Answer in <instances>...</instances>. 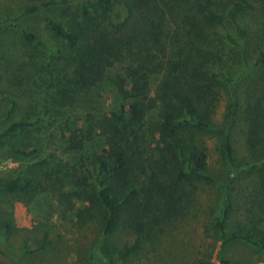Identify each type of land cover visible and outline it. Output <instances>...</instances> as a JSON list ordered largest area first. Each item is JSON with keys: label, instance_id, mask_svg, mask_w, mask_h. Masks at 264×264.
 I'll list each match as a JSON object with an SVG mask.
<instances>
[{"label": "trees", "instance_id": "16d2710c", "mask_svg": "<svg viewBox=\"0 0 264 264\" xmlns=\"http://www.w3.org/2000/svg\"><path fill=\"white\" fill-rule=\"evenodd\" d=\"M0 4V46L10 45L13 51L0 65V83L17 91L39 79L42 87L46 83L40 104L8 96L0 100V149L12 158H32L40 150L34 140H42L45 129L58 124L63 148L76 159L73 187L66 191L58 185L59 197L71 207L72 198L86 200L75 216L81 226L99 225L97 250L105 264H127L145 239L152 240L183 216L193 193L184 190L182 181L189 187L195 181L218 185L221 203L212 225L221 250L235 240L264 250L262 230H228L230 192L240 186L241 173L254 175L258 193L264 194V56L249 64L246 47L264 39V0ZM236 57L245 65L242 73L254 67L261 73L255 80L260 93L245 107L234 96L223 122L213 124L218 87L236 83L227 69ZM116 64H121L119 70ZM104 85L113 88L120 103L101 113L102 131L94 134L90 121L103 111L97 98ZM77 109L85 114L72 118ZM241 111L249 160L240 162L233 131ZM206 133L218 137L228 166L221 182L207 171ZM97 137L101 145L95 144ZM45 161H37L36 170ZM35 182L17 174L0 179V192L30 196ZM248 198V215L264 206V198ZM116 233L127 237L122 246L113 241ZM218 259L243 264L222 254ZM204 260L198 263L208 264ZM87 264H100L94 252Z\"/></svg>", "mask_w": 264, "mask_h": 264}, {"label": "rangeland", "instance_id": "374dc122", "mask_svg": "<svg viewBox=\"0 0 264 264\" xmlns=\"http://www.w3.org/2000/svg\"><path fill=\"white\" fill-rule=\"evenodd\" d=\"M257 40L253 41V46H246L249 64L258 56H264V39ZM222 50L228 54V47L224 46ZM12 53L10 45H1L0 65H4V59L9 58ZM120 66L121 64H116L115 69L119 70ZM227 69L236 83L230 86L225 81L218 87L216 106L211 115L213 124L223 122L226 108L234 96L240 106L245 107L247 101L256 99L260 93L256 90L255 80L261 73L258 74L255 67L242 73L245 65L241 58L236 57V60L229 62ZM31 83L22 86L20 91L8 89L4 83H0V100L8 96L40 104L46 83L44 87L42 79ZM28 91L32 92L28 94ZM99 94L98 104L103 106V111L95 113L90 121V129L94 134L102 131L103 125L99 120L101 113L118 108L120 103L111 86L104 85ZM84 114L80 109L70 113L72 118H81ZM238 114L233 144L241 162L249 160V152L244 137L246 125L242 111ZM58 129V124L50 125L45 129L42 140H34L40 150L32 158H12L0 149V179L20 174L36 181V192L30 196L0 192V249L17 264H87L91 252L95 253L100 264H105L97 250L99 225L90 222L81 226L75 216L78 207L85 204L86 200L72 198L71 207L70 203L59 197L58 185L62 183L66 191L73 187L72 172L75 170L76 159L74 153L63 148L66 141ZM202 140L208 153L207 171L221 182L227 175L228 166L221 157L219 139L206 133L202 135ZM95 144L101 145L99 137ZM43 158H46L45 163L36 170L35 163ZM254 177L241 173L237 180L240 186L230 192L233 195V210L228 220L229 231L249 227L253 231L262 230L264 233V206L261 210L254 208V214L248 215L246 212L251 205L248 196L255 198L258 195L264 198V194L258 193L259 187L254 183ZM193 184L189 187L188 182L181 183L186 192L191 190L193 193L192 203L184 205L183 216L174 220L152 240L145 239L127 264H199L201 259H205L208 264H221L218 259L221 254L232 260L242 261L243 264H264V250L242 240L232 241L228 247L220 249L212 218L221 203V191L218 185L200 181ZM125 239L127 237L124 233H116L113 237L117 246H122ZM128 239L131 241L132 238Z\"/></svg>", "mask_w": 264, "mask_h": 264}, {"label": "water", "instance_id": "95a60500", "mask_svg": "<svg viewBox=\"0 0 264 264\" xmlns=\"http://www.w3.org/2000/svg\"><path fill=\"white\" fill-rule=\"evenodd\" d=\"M0 263L1 264H16L15 261L7 254L0 251Z\"/></svg>", "mask_w": 264, "mask_h": 264}]
</instances>
